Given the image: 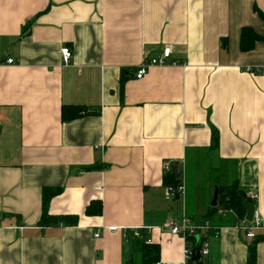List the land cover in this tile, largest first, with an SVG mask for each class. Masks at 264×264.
Masks as SVG:
<instances>
[{"label": "crops", "instance_id": "obj_1", "mask_svg": "<svg viewBox=\"0 0 264 264\" xmlns=\"http://www.w3.org/2000/svg\"><path fill=\"white\" fill-rule=\"evenodd\" d=\"M254 7L264 15V0H0V264H123L134 230L160 264H181L183 240L163 230L181 217L164 199V163L183 183L204 165L218 194L236 184L256 197L251 240L245 217L190 204L184 183L186 215L220 228L203 264H247L252 242L264 264V43L239 50L242 28L264 37ZM164 47L168 64L137 80ZM65 106L99 114L62 122ZM44 188L61 189L49 215L77 216L75 227H38ZM93 201L101 216L85 215Z\"/></svg>", "mask_w": 264, "mask_h": 264}, {"label": "trees", "instance_id": "obj_2", "mask_svg": "<svg viewBox=\"0 0 264 264\" xmlns=\"http://www.w3.org/2000/svg\"><path fill=\"white\" fill-rule=\"evenodd\" d=\"M254 12L264 23V15L259 12L254 7ZM30 26L27 27L22 36L29 35ZM257 43H264V37L256 34L251 28L244 27L241 29L239 37V50L242 53H250L254 50ZM224 47V43L222 44ZM122 91V84L120 87ZM91 109H86L84 107H70L65 106L61 110V120L62 122H68L75 120L77 118L85 117L88 115H98L96 111H90ZM219 135L217 130L211 128V149L217 150L218 148ZM173 167V166H172ZM101 170L99 166H91L83 169V171H93ZM178 174V173H177ZM182 183L181 174L179 178L171 171L164 175L163 186L176 188ZM61 189H50L44 188L42 190V211L40 221L38 223L39 228H47L53 225L63 224L67 227H75L78 222L77 216H62V217H52L48 213V206L50 200L59 195ZM248 200L244 192L236 185H232L228 188H219L218 194V206L216 208L210 209V215L221 210L223 212L232 211L236 215L239 221H243L245 217V209L242 206V200ZM85 215L88 217H98L102 213V205L100 201H93L85 208ZM138 231V230H137ZM195 249L196 242L193 240ZM253 243V242H252ZM249 245V255L247 259V264H256V252L255 244ZM160 249L159 245L148 243L145 239L143 231H139V236L134 235V231H127L125 235V251L123 257V264H158ZM189 264H203V261L193 262L192 260Z\"/></svg>", "mask_w": 264, "mask_h": 264}, {"label": "built area", "instance_id": "obj_3", "mask_svg": "<svg viewBox=\"0 0 264 264\" xmlns=\"http://www.w3.org/2000/svg\"><path fill=\"white\" fill-rule=\"evenodd\" d=\"M171 54V48L170 47H164L162 50V54L157 59H151V60H145L140 67H138V70L135 74V78L137 80L142 79V77L146 74V71L148 68L152 66H165L168 64V59ZM61 55V62L63 66H67L70 58H71V52L69 48L63 47L60 51ZM7 64H11V60H7ZM246 72L248 73H256L259 74L258 69H246ZM163 170L165 174L170 173L173 170V167L169 163L163 164ZM179 196L185 197V187L184 183L182 181L181 185L172 188V187H166L165 188V194L164 199L166 202H170L173 199H178ZM250 202H254L256 200L255 196H251L249 198ZM224 212L219 210L217 211L218 215L223 214ZM230 214H234L232 211L226 212ZM263 228V220L261 216L258 214L257 210L255 209L253 212V218L251 223H242V225L239 227L241 231L245 233V237L247 239H255L256 233ZM164 231H167L171 236H178L180 237L184 242V250H183V261L181 264H189L191 261V258L194 255L193 247L194 243L193 240H195L196 245L195 247H199V256L201 260L205 259L209 255L208 250V242L211 238H216L219 235L220 228L217 226H213L209 221H201V222H194L191 218H189L186 214L182 215L180 218H171L166 223ZM134 235L139 236V231L134 230ZM95 238H98V234L94 235ZM198 238V240H196ZM148 243H150L148 241ZM160 264V263H158Z\"/></svg>", "mask_w": 264, "mask_h": 264}, {"label": "rangeland", "instance_id": "obj_4", "mask_svg": "<svg viewBox=\"0 0 264 264\" xmlns=\"http://www.w3.org/2000/svg\"><path fill=\"white\" fill-rule=\"evenodd\" d=\"M206 168V165H205ZM192 173L195 176H192ZM197 174L199 176H197ZM186 181L184 183L187 187V196L188 200L191 202L194 200L196 207L201 205H205V201H212L214 188L217 186V183L213 176H209L207 170H204V165L200 167V170L197 167H189L187 168V176ZM189 191V193H188ZM168 209L172 207V212L177 213L180 216L184 215L185 205H184V197L179 196L178 200H171L167 203ZM186 214V213H185Z\"/></svg>", "mask_w": 264, "mask_h": 264}, {"label": "water", "instance_id": "obj_5", "mask_svg": "<svg viewBox=\"0 0 264 264\" xmlns=\"http://www.w3.org/2000/svg\"><path fill=\"white\" fill-rule=\"evenodd\" d=\"M172 171L176 175V178H179V175L177 174L175 167H173ZM217 198H218V189L215 188L214 189L213 198H212V201H211V205H210L212 208H216L217 207ZM242 206L245 209V221L247 223H251L252 218H253V212L255 210V203L254 202H248L245 199H243L242 200ZM196 240H198V238H196ZM191 260L193 262H197V261L201 260V258L199 256V247L195 248L194 255L191 258Z\"/></svg>", "mask_w": 264, "mask_h": 264}]
</instances>
